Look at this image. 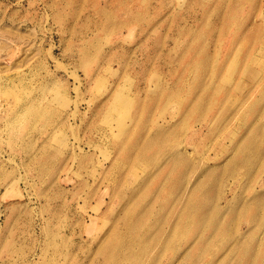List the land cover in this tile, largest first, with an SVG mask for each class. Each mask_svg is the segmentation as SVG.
<instances>
[{
    "label": "rangeland",
    "instance_id": "rangeland-1",
    "mask_svg": "<svg viewBox=\"0 0 264 264\" xmlns=\"http://www.w3.org/2000/svg\"><path fill=\"white\" fill-rule=\"evenodd\" d=\"M0 264H264V0H0Z\"/></svg>",
    "mask_w": 264,
    "mask_h": 264
},
{
    "label": "bare ground",
    "instance_id": "bare-ground-1",
    "mask_svg": "<svg viewBox=\"0 0 264 264\" xmlns=\"http://www.w3.org/2000/svg\"><path fill=\"white\" fill-rule=\"evenodd\" d=\"M115 108H114V114L118 112V116L120 117L121 114L124 113V109L127 105V99H125L122 96V93L118 94L115 98ZM113 116V115H112ZM117 120V119H116ZM115 128V127H114Z\"/></svg>",
    "mask_w": 264,
    "mask_h": 264
}]
</instances>
